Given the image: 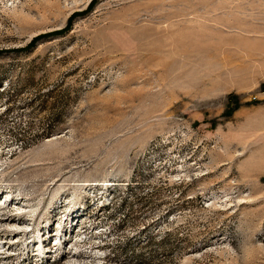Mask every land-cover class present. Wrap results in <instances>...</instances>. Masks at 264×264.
<instances>
[{"label": "rangeland", "instance_id": "1", "mask_svg": "<svg viewBox=\"0 0 264 264\" xmlns=\"http://www.w3.org/2000/svg\"><path fill=\"white\" fill-rule=\"evenodd\" d=\"M0 207V264H264V0H0Z\"/></svg>", "mask_w": 264, "mask_h": 264}, {"label": "bare ground", "instance_id": "2", "mask_svg": "<svg viewBox=\"0 0 264 264\" xmlns=\"http://www.w3.org/2000/svg\"><path fill=\"white\" fill-rule=\"evenodd\" d=\"M6 196V195H5ZM1 208V207H0ZM4 208H5V206H4ZM1 210V209H0ZM12 211H14V212H9V214L11 215V217L9 218V219H11L14 223V225H16V227H19V226H25L26 225V223L24 222V220H27V219H29V217H19V216H16V215H18V214H22L18 209H16V210H12ZM7 213V212H6ZM26 214H28L27 212H25ZM8 215V214H7ZM13 215H15V216H13ZM8 222V221H7ZM17 223V224H16ZM12 224V225H13ZM27 226V225H26ZM25 226V227H26ZM20 228V227H19ZM24 228V227H23ZM16 240L14 239V237L13 238H10V242H15ZM34 245H36V252H37V254H43L44 252H43V250H44V248H43V242H42V240H41V236H39L38 235V237H37V240L35 241V243H34ZM78 253H75V252H73V254H71L70 255V257L72 258L70 261H71V263H76L77 262V256H79V255H77Z\"/></svg>", "mask_w": 264, "mask_h": 264}, {"label": "crops", "instance_id": "3", "mask_svg": "<svg viewBox=\"0 0 264 264\" xmlns=\"http://www.w3.org/2000/svg\"><path fill=\"white\" fill-rule=\"evenodd\" d=\"M211 162H212V160H210V164H211ZM212 163H214V162H212ZM221 164V163H220ZM212 170L210 169L209 170V173L211 172ZM207 189V188H206ZM208 191H209V193L212 191V188H211V185H209L208 186Z\"/></svg>", "mask_w": 264, "mask_h": 264}, {"label": "trees", "instance_id": "4", "mask_svg": "<svg viewBox=\"0 0 264 264\" xmlns=\"http://www.w3.org/2000/svg\"><path fill=\"white\" fill-rule=\"evenodd\" d=\"M68 27H69V24H67V25L64 27V29H61L60 31H62V30H63V31H64V30H67ZM33 41H34V40L32 39V42H30V43H33ZM29 46H30V45H29Z\"/></svg>", "mask_w": 264, "mask_h": 264}]
</instances>
